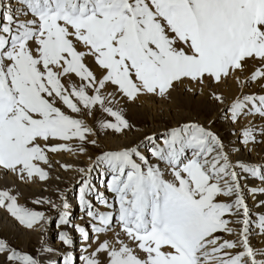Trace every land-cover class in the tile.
Wrapping results in <instances>:
<instances>
[{
    "label": "snow or ice",
    "instance_id": "snow-or-ice-1",
    "mask_svg": "<svg viewBox=\"0 0 264 264\" xmlns=\"http://www.w3.org/2000/svg\"><path fill=\"white\" fill-rule=\"evenodd\" d=\"M228 80L239 94L226 104L218 89ZM178 89L209 95L234 124L251 118L244 144L258 142L257 131L264 137V127L253 123L264 122V0H0L5 175L46 182L51 154L88 155L89 145L99 147V131L135 129L122 101L170 100ZM88 159L77 181L88 229L60 231L64 251L56 257L45 244L34 254L0 236V264H75L77 232L87 245L82 264H264V247L250 239L241 183V172L264 181V165L233 162L209 127L178 121ZM61 201L32 203L58 209L61 229L72 223L67 198ZM0 209L29 231L46 230L53 219L21 205L10 188L0 189ZM255 227L264 236V215Z\"/></svg>",
    "mask_w": 264,
    "mask_h": 264
},
{
    "label": "bare ground",
    "instance_id": "bare-ground-1",
    "mask_svg": "<svg viewBox=\"0 0 264 264\" xmlns=\"http://www.w3.org/2000/svg\"><path fill=\"white\" fill-rule=\"evenodd\" d=\"M87 63L89 67H91L93 71L97 72L99 75V70L94 62L89 59L87 60ZM74 80L78 83V78H74ZM253 90L257 92L261 91L259 88L244 89L245 92ZM218 91L224 96L226 104L230 103L233 97L239 94L238 86L234 80H228L223 83ZM120 107L124 108L126 117H130L134 120L144 118L146 115L149 116L152 120V126H149V128H143L137 132H129L127 135L109 133L105 138H100L98 136V140L103 144L106 151L119 150L124 146L134 145L140 141V138L146 132H149L151 135L153 133L163 132L167 126L163 123L157 124V120L163 121L165 119L167 121L170 119L173 121V126H175L178 121H196L206 127L220 121L226 129L231 131L232 138L236 142L235 149H231L225 145L230 152L231 160L233 162L239 161L246 164L264 165V137H260L259 132L257 131L256 135L258 142L244 144L241 139L242 130L249 126V119L251 118L242 119L239 123L235 124L230 122L224 116V113L227 112L226 106L218 104L207 94L193 96L192 94L186 93L183 89H178L173 93L172 99L170 100H161L155 97L142 96L136 102L122 101ZM91 122L92 120L89 121V123ZM253 123L259 125L260 127H264V122H261L258 119L253 121ZM89 153L90 152H88V155L91 156V153ZM88 155L80 156L68 152L51 154L50 157L53 161L54 167L50 169L51 179L46 182L38 180L34 183L24 182L18 180L15 176L5 175L3 172H0V188H5L7 186L15 190L16 186H19V191L22 193L32 194L33 196H37L38 199H51L57 205L61 204L62 197H66L70 206V220L72 223L69 226H64V228L62 227L63 230L77 224L80 225L81 219H83V226L88 229L89 226L85 223L86 217L84 216V210L79 206V190L77 193L73 192L69 196L65 195L67 189L69 188V184H73L78 181V169L80 167H86L89 163H91L88 159ZM57 161H59V163H56ZM61 164L70 165L71 169L65 171L60 167ZM93 183L97 185L99 184L98 180L95 178H93ZM241 183L244 186L246 203L250 209V215L252 217V226L250 228L251 242L253 245L258 247H264V236L259 235L257 228L255 227L259 216L264 215V205L261 204V201H264V194L259 192L253 194L251 192L252 188H264V181H261L258 178H253L247 173L241 172ZM44 207L47 209H54L47 204H44ZM98 207L101 210H104L102 205H98ZM0 222L23 235L22 239H24V248H27L31 238L38 241V243H41L42 240L46 236H49V234H51L50 232L53 230L52 223L46 230L43 228L36 231L26 230L3 209H0ZM105 238L106 235L101 237V239ZM226 238L232 239L233 237ZM73 239L77 245L72 248L71 252L76 262V260L78 261L77 256L81 255L82 251L84 252L87 245L86 242L81 239L78 232L73 234ZM53 242V246L60 247V251L55 253L53 256H60L64 251L61 242L59 239L53 240ZM75 248L79 249V251ZM45 264H49V261H45ZM52 264H59V262L53 261Z\"/></svg>",
    "mask_w": 264,
    "mask_h": 264
},
{
    "label": "rangeland",
    "instance_id": "rangeland-1",
    "mask_svg": "<svg viewBox=\"0 0 264 264\" xmlns=\"http://www.w3.org/2000/svg\"><path fill=\"white\" fill-rule=\"evenodd\" d=\"M99 118H102V117H98L97 124H96L97 127H98ZM127 119H129V121L132 124L135 125V129L133 131H136V132L139 131V130H142L143 128H149V126H152V120L147 115L144 116V118L137 119V120L136 119L135 120L131 119L130 117H127ZM91 120H92V118H88V122L91 121ZM156 123L157 124L158 123H163V124H165L167 126V128L173 126V121H171L170 119H168L167 121L165 119L163 121L157 120ZM208 127L222 139V141L224 142V144L227 147H229L231 149H235L236 142L232 138L231 131L226 129V127L220 121L215 122V123L209 125ZM108 134L109 133H105L104 131L101 130V131H99L98 136L100 138H103V137L105 138L106 135H108ZM146 135H151V134H149V132H146L140 138V140L143 139L144 136H146ZM98 144H99V147H95V146H92V145L88 146V152L91 153V156L93 158L97 154H99L100 152L106 151L105 147H103V144L100 143L99 140H98ZM76 155L84 156L83 154H76ZM50 159H51V157H50ZM18 187L19 186H16L15 190L10 188V189H12L14 194H18V202L21 205L26 206V207H28L30 209H34V210H38V211H44L47 216L52 217L53 218L52 219L53 230L50 232L51 234H49V236H46L42 240L41 243H38V241H35L33 238H31V240L29 241L30 242L29 245H27V248H24L25 246L23 245V243H24V241H23L24 239H22L23 235L20 232L16 231V230H12L8 226L4 225L2 222H0V225H1L0 226V236L6 237L18 249H23V250H26V251H29V252H33L34 254H35L34 250H39V248L41 247V244H45L46 246L51 247V248L56 250V251H54L51 254L53 256L55 253H58L60 251V247H55V246L52 245V243H54L53 240L59 239L60 230L62 231L63 228H64V226H62L63 228H61V229H58L56 227V224L59 223L58 210L47 209V208L44 207V205H35V204H33L32 201L35 200V199H38V197L37 196H33L32 194H29V193H22L21 191H19ZM80 187H81V185L78 184L77 182H75L73 184H69V188L67 189V192H66L65 195L69 196L73 192L77 193ZM5 188H9V187L6 186ZM0 189H4V188L1 187ZM80 225L83 226V219L80 220ZM75 245H77V244L74 242V245H73L72 248H74ZM64 247H66V246H64ZM72 248H71V250H72ZM75 249L79 251V249H77V248H75ZM86 254L87 253L85 251L84 252L82 251V253H81V255H86ZM44 255H49V254H44ZM81 255L77 256L78 261L76 260L75 264H79V263L82 264V261L79 259V257ZM53 257H55V256H53ZM45 261H47V260H45Z\"/></svg>",
    "mask_w": 264,
    "mask_h": 264
}]
</instances>
